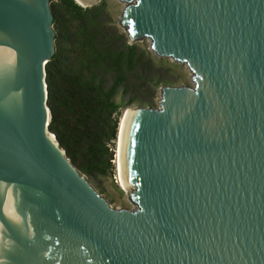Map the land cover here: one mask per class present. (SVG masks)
<instances>
[{
	"label": "water",
	"instance_id": "water-1",
	"mask_svg": "<svg viewBox=\"0 0 264 264\" xmlns=\"http://www.w3.org/2000/svg\"><path fill=\"white\" fill-rule=\"evenodd\" d=\"M119 1L129 43L194 82L127 109L132 210L49 130L51 0H0V264H264V0Z\"/></svg>",
	"mask_w": 264,
	"mask_h": 264
},
{
	"label": "trees",
	"instance_id": "trees-1",
	"mask_svg": "<svg viewBox=\"0 0 264 264\" xmlns=\"http://www.w3.org/2000/svg\"><path fill=\"white\" fill-rule=\"evenodd\" d=\"M56 52L46 65L49 130L73 165L93 181L114 172L125 111L156 107L173 80L150 49L130 44L104 2L51 0Z\"/></svg>",
	"mask_w": 264,
	"mask_h": 264
},
{
	"label": "rangeland",
	"instance_id": "rangeland-1",
	"mask_svg": "<svg viewBox=\"0 0 264 264\" xmlns=\"http://www.w3.org/2000/svg\"><path fill=\"white\" fill-rule=\"evenodd\" d=\"M104 2L110 12L111 18L116 24L119 25V21L125 4L119 0H101L99 3ZM98 3V4H99ZM120 27V25H119ZM123 30V29H122ZM137 44L150 49V40L144 39ZM162 61L158 64V67L162 69L173 80V86H194L192 80V73L189 71L185 64L174 62L170 58H160ZM160 92L153 100L156 108L159 107ZM134 108V107H131ZM126 112V111H125ZM125 114V113H124ZM124 116V115H123ZM118 140V139H117ZM116 141V156L114 163V172L110 176H99L91 184L96 190L110 203L115 209L126 208L129 210L135 209V205L130 201L128 191H125L119 184V163H118V145Z\"/></svg>",
	"mask_w": 264,
	"mask_h": 264
},
{
	"label": "bare ground",
	"instance_id": "bare-ground-1",
	"mask_svg": "<svg viewBox=\"0 0 264 264\" xmlns=\"http://www.w3.org/2000/svg\"><path fill=\"white\" fill-rule=\"evenodd\" d=\"M80 1V0H79ZM81 2V1H80ZM131 110H127L121 120L120 123V130H119V136H118V140H117V145H118V163H119V184L123 187V189L125 191L129 190L127 189V187L125 186L124 182H123V176H122V149H123V141H124V133H125V127H126V123L129 117Z\"/></svg>",
	"mask_w": 264,
	"mask_h": 264
}]
</instances>
